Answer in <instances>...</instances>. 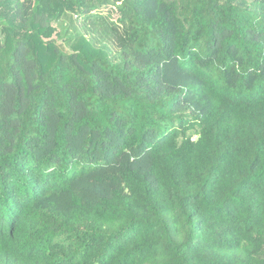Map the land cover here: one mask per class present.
Returning a JSON list of instances; mask_svg holds the SVG:
<instances>
[{"label":"trees","instance_id":"obj_1","mask_svg":"<svg viewBox=\"0 0 264 264\" xmlns=\"http://www.w3.org/2000/svg\"><path fill=\"white\" fill-rule=\"evenodd\" d=\"M0 264H264V0H0Z\"/></svg>","mask_w":264,"mask_h":264},{"label":"rangeland","instance_id":"obj_2","mask_svg":"<svg viewBox=\"0 0 264 264\" xmlns=\"http://www.w3.org/2000/svg\"><path fill=\"white\" fill-rule=\"evenodd\" d=\"M106 12H107V9H104L102 11V13H106ZM113 17L115 18L116 16L114 15ZM56 26H57L58 31H60L62 34H64L65 32H67L69 30L68 29V23L65 20L59 21L56 24Z\"/></svg>","mask_w":264,"mask_h":264},{"label":"water","instance_id":"obj_3","mask_svg":"<svg viewBox=\"0 0 264 264\" xmlns=\"http://www.w3.org/2000/svg\"><path fill=\"white\" fill-rule=\"evenodd\" d=\"M197 138H195V140H196Z\"/></svg>","mask_w":264,"mask_h":264}]
</instances>
